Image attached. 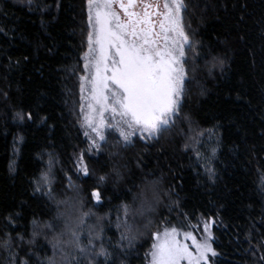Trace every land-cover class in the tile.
I'll return each mask as SVG.
<instances>
[{"label": "trees", "instance_id": "16d2710c", "mask_svg": "<svg viewBox=\"0 0 264 264\" xmlns=\"http://www.w3.org/2000/svg\"><path fill=\"white\" fill-rule=\"evenodd\" d=\"M37 3L40 7L29 11L26 3L0 0V213L19 212V231L29 233L34 217L47 219L55 211L45 197L33 194L31 183L47 168L49 152L57 160L58 191L70 176L82 188L87 186L85 195L90 198L96 183L94 175L85 185L73 167L74 154L88 147L80 129L79 93L89 32L87 0ZM188 4L184 23L191 25L187 30L192 38L202 42L205 50L212 48L227 57L223 73L217 70L214 78L203 80L206 93L201 96L194 88L185 103L201 129L216 132L211 138L213 146L219 140L216 155L210 162L198 160L195 152L185 150V139L176 129L148 141L134 138L131 146L121 149L126 165L123 179L118 185L112 181L101 185L102 200L95 208V201L89 200L87 208L105 217V225L112 221L105 239H118L117 208L131 201L129 188L137 191L145 180L158 181L161 193L169 195L161 196L149 227H143L146 221L135 222L140 234L125 264H145L151 234L165 220L192 223L217 212L219 220L213 229L217 255L211 263L252 264L264 255L244 252L249 248V232L255 237L253 244L264 240L260 227L264 211L260 188L264 177V0H188ZM4 92L9 94L7 100ZM13 110L31 111L33 120L14 121ZM41 118L46 120L41 122ZM106 135L108 143L97 168L109 159L114 143L115 134ZM18 136L24 142L18 145L21 153L16 157L13 142ZM41 152L42 158H37ZM200 152L207 156V145ZM13 159L16 170L10 172ZM202 165L214 169L213 180ZM96 216L89 223H95ZM39 243L46 242L40 238ZM47 251L51 253L50 248Z\"/></svg>", "mask_w": 264, "mask_h": 264}, {"label": "snow or ice", "instance_id": "6c2138e0", "mask_svg": "<svg viewBox=\"0 0 264 264\" xmlns=\"http://www.w3.org/2000/svg\"><path fill=\"white\" fill-rule=\"evenodd\" d=\"M16 2L26 3L29 11L40 7L37 0ZM87 7L88 48L82 57L85 75L80 77L81 101H87V111L80 122L88 147L74 154L73 167L77 178L85 185L94 175L96 183L92 185L90 198L85 195L87 186L82 188L70 176L67 184L58 191L54 170L57 160L49 152L47 168L41 170L31 183L33 194L45 197L55 211L47 219L34 217L29 222L30 233L19 231V212L0 213V264H125L124 258L140 234L135 222L146 221L143 227H149L150 216L161 202V196L169 193H161L158 181L150 179L138 185L137 191L129 188L131 201L117 208L115 228L119 237L106 240L105 233L111 228L112 221L105 225V217L96 216L92 208L102 200L101 185L109 181L118 185L123 179L122 169L126 165L121 149L131 146L137 133L143 140L159 138L162 133L176 129L185 139V150L195 152L198 160L210 162L216 155L219 140L215 146L211 144L216 132L201 129L192 119L191 112L185 110V103L194 88L201 96L206 93L203 80L214 78L217 70L223 73L227 57L212 48L205 50L202 42L192 38L193 33L187 30L191 25L184 23L188 0H163V3L159 0L155 3L148 0H87ZM8 95L3 93L5 100ZM84 107L81 103L82 112ZM12 119L23 124L32 121L33 114L13 110ZM45 120L41 118V122ZM106 130H110L109 135L115 133L114 143L108 151L109 159L97 168L108 143ZM23 142V136L14 138V156L19 157L21 148L18 145ZM206 145L209 154L204 156L200 148ZM42 156V152L37 154V158ZM16 163L15 159L9 162L10 172H15ZM202 166L208 179L213 180L214 169ZM260 188L264 192V177ZM89 200H95L97 204L87 208ZM94 216L95 223H89ZM261 216V234L264 235V211ZM218 220L219 212L197 218L196 228H202V236L198 238L193 231L185 230L183 241L180 228L168 226L169 222L165 220L164 230L158 229L151 234L153 243L146 254L148 264H210L211 257L217 255L213 248L212 228ZM40 238L46 243L40 244ZM254 238L249 232L246 237L249 248L244 249L253 256L257 251L264 253V240L253 244ZM252 264H264V255Z\"/></svg>", "mask_w": 264, "mask_h": 264}, {"label": "rangeland", "instance_id": "374dc122", "mask_svg": "<svg viewBox=\"0 0 264 264\" xmlns=\"http://www.w3.org/2000/svg\"><path fill=\"white\" fill-rule=\"evenodd\" d=\"M87 19H88V7H87ZM87 48H88V44H87ZM87 48H86V50H85V52L82 54V57L84 56V54L87 52ZM82 64H83V74L82 75H85V71H84V60L82 59ZM81 75V76H82ZM80 83H81V81H79V93H80V118H82V116H83V114L87 111V101L85 100V101H81V91H80ZM87 95V93H85V96ZM81 103H84V105H85V107H84V110H83V112H82V109H81ZM110 115V114H109ZM81 120V119H80ZM80 129H81V131H82V133H83V135H84V129L82 128V126H81V122H80ZM110 132V130H106V133L105 134H108ZM112 133H114V132H112ZM115 134V133H114ZM85 137V136H84ZM134 138H139V133H137V135L135 136V137H133V139ZM140 139V138H139ZM85 140H86V138H85ZM144 141H148V140H150V139H147V138H145V139H143ZM86 143H87V146H88V142H87V140H86ZM95 201V200H94ZM95 203L97 204V202L95 201ZM202 219V218H201ZM196 224H197V221L196 222H187V221H179V222H176V223H171V224H169L168 226H170V227H179L180 228V231H181V237H180V239L183 241V236H182V233H183V231H185V230H188V231H193V234L194 235H196L198 238L199 237H201L202 236V228H196ZM188 225H191V227H189ZM164 228H165V224L162 226V228L160 229V231H163L164 230ZM213 229H214V227L212 228V232H213ZM152 243H153V240L151 241V245H152ZM188 243H191L190 241L188 242ZM151 245H150V248H151ZM150 248L148 249V251H147V253L149 252V250H150ZM145 264H148V260L146 259V261H145ZM210 264H212L211 263V259H210Z\"/></svg>", "mask_w": 264, "mask_h": 264}, {"label": "flooded vegetation", "instance_id": "af4514ba", "mask_svg": "<svg viewBox=\"0 0 264 264\" xmlns=\"http://www.w3.org/2000/svg\"><path fill=\"white\" fill-rule=\"evenodd\" d=\"M148 2H152V3H155L156 0H148ZM160 3H163V0H159ZM139 11V9H137Z\"/></svg>", "mask_w": 264, "mask_h": 264}]
</instances>
